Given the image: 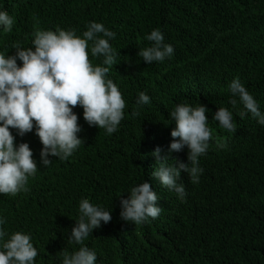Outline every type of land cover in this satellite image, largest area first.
Listing matches in <instances>:
<instances>
[{
    "label": "trees",
    "instance_id": "1",
    "mask_svg": "<svg viewBox=\"0 0 264 264\" xmlns=\"http://www.w3.org/2000/svg\"><path fill=\"white\" fill-rule=\"evenodd\" d=\"M0 11L14 21L11 32L0 26V54L6 57L16 55L14 45L34 51L37 27L75 30L83 38L91 22L102 23L115 33L109 43L118 53L107 76L126 104L111 135L89 126L81 106L73 108L84 143L67 160L49 156L47 166L35 122L23 136L9 129L16 147L29 145L38 169L28 191L0 194L5 240L15 232L29 234L38 251L34 264H62L63 252L81 246L96 253V264H264V126L229 88L239 79L264 114V0H0ZM154 29L174 53L147 64L138 53L152 46L146 36ZM88 43L93 66L106 67ZM141 92L150 103L137 106ZM180 104L204 105L213 133L198 158L199 183L181 171L182 200L151 175L159 167L157 148L168 157L167 166L192 167L187 146L169 151L175 128L170 113ZM222 107L232 113L235 133L213 119ZM143 182L157 194L162 211L139 225L126 222L121 199ZM82 199L110 211L112 219L101 222L83 245L69 244Z\"/></svg>",
    "mask_w": 264,
    "mask_h": 264
},
{
    "label": "clouds",
    "instance_id": "2",
    "mask_svg": "<svg viewBox=\"0 0 264 264\" xmlns=\"http://www.w3.org/2000/svg\"><path fill=\"white\" fill-rule=\"evenodd\" d=\"M14 21L6 11H0V26L5 32H11ZM102 34V35H101ZM32 48L14 45L15 56L0 54V194L15 197L28 191L29 177L37 172V163L27 143L15 146V137L10 128L18 134L31 132L36 127V135L43 145L41 163L47 166L49 156L67 160L79 148L83 140L78 137L81 127L73 108H83V118L89 126L105 129L113 134L124 119L125 100L116 83L107 74L116 65L118 55L109 43L115 33L105 28L102 23L91 22L83 38L75 35V30H42L37 27L33 32ZM146 39L152 46L139 51L138 55L147 64L163 61L171 57L174 48L164 43V36L159 29H154ZM89 41L92 42V56H103L105 66H93L89 59ZM17 59L22 66L17 65ZM233 97L238 96L247 112L264 126V114L259 110L257 101L240 83L234 79L229 85ZM231 104L236 105V99ZM137 106L150 103V97L139 93ZM206 107H191L180 104L170 113L175 121L171 131L173 141L169 151L189 149L188 163L177 162L178 166H167L157 148L153 155L159 165L151 175L159 180L164 188L174 190L181 200L186 196L184 184L180 180L181 171L186 172L192 183H199V157L206 154L213 133L208 126ZM133 116L139 115L133 111ZM245 115L244 112L240 113ZM213 119L230 132H236L232 113L226 108H219ZM178 138V139H177ZM84 143V142H83ZM218 147L226 145L217 142ZM158 196L148 182L132 187L129 197L121 199V219L137 225L149 218L159 217L162 209L157 206ZM80 218L71 230L68 243L83 245L94 229L107 224L112 217L110 211L93 205L88 199L79 203ZM6 224L0 219V225ZM0 227V264H34L38 255L31 236L21 232L11 234ZM97 255L86 246L74 252H63L62 264H96Z\"/></svg>",
    "mask_w": 264,
    "mask_h": 264
}]
</instances>
